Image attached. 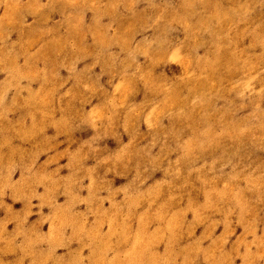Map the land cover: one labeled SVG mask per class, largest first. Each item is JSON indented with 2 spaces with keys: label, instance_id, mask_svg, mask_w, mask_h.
<instances>
[{
  "label": "rangeland",
  "instance_id": "obj_1",
  "mask_svg": "<svg viewBox=\"0 0 264 264\" xmlns=\"http://www.w3.org/2000/svg\"><path fill=\"white\" fill-rule=\"evenodd\" d=\"M0 264H264V0H0Z\"/></svg>",
  "mask_w": 264,
  "mask_h": 264
}]
</instances>
